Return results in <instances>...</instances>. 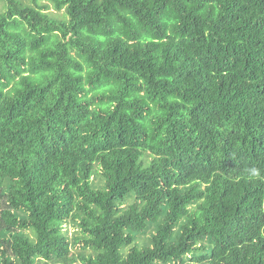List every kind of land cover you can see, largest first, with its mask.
I'll list each match as a JSON object with an SVG mask.
<instances>
[{
  "label": "trees",
  "instance_id": "1",
  "mask_svg": "<svg viewBox=\"0 0 264 264\" xmlns=\"http://www.w3.org/2000/svg\"><path fill=\"white\" fill-rule=\"evenodd\" d=\"M0 3V264H264V0Z\"/></svg>",
  "mask_w": 264,
  "mask_h": 264
},
{
  "label": "clouds",
  "instance_id": "2",
  "mask_svg": "<svg viewBox=\"0 0 264 264\" xmlns=\"http://www.w3.org/2000/svg\"><path fill=\"white\" fill-rule=\"evenodd\" d=\"M244 173L248 179H258L261 177V169L256 166L246 167Z\"/></svg>",
  "mask_w": 264,
  "mask_h": 264
},
{
  "label": "rangeland",
  "instance_id": "3",
  "mask_svg": "<svg viewBox=\"0 0 264 264\" xmlns=\"http://www.w3.org/2000/svg\"><path fill=\"white\" fill-rule=\"evenodd\" d=\"M0 9H1V3H0ZM50 10L56 12V9L54 7H51Z\"/></svg>",
  "mask_w": 264,
  "mask_h": 264
}]
</instances>
